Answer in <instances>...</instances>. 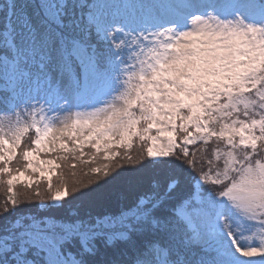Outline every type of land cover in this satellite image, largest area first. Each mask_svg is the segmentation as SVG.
I'll return each instance as SVG.
<instances>
[{
    "label": "snow or ice",
    "instance_id": "obj_1",
    "mask_svg": "<svg viewBox=\"0 0 264 264\" xmlns=\"http://www.w3.org/2000/svg\"><path fill=\"white\" fill-rule=\"evenodd\" d=\"M0 189V264H264V0H0Z\"/></svg>",
    "mask_w": 264,
    "mask_h": 264
},
{
    "label": "trees",
    "instance_id": "obj_2",
    "mask_svg": "<svg viewBox=\"0 0 264 264\" xmlns=\"http://www.w3.org/2000/svg\"><path fill=\"white\" fill-rule=\"evenodd\" d=\"M46 187V186H45ZM7 198V194L3 189H0V201Z\"/></svg>",
    "mask_w": 264,
    "mask_h": 264
},
{
    "label": "rangeland",
    "instance_id": "obj_3",
    "mask_svg": "<svg viewBox=\"0 0 264 264\" xmlns=\"http://www.w3.org/2000/svg\"><path fill=\"white\" fill-rule=\"evenodd\" d=\"M256 210H257V211H264V209H259V208H258V209H256Z\"/></svg>",
    "mask_w": 264,
    "mask_h": 264
}]
</instances>
